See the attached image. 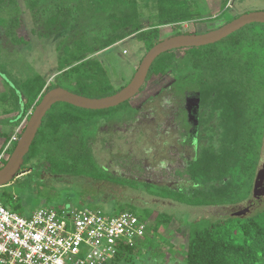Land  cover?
<instances>
[{
    "label": "trees",
    "instance_id": "1",
    "mask_svg": "<svg viewBox=\"0 0 264 264\" xmlns=\"http://www.w3.org/2000/svg\"><path fill=\"white\" fill-rule=\"evenodd\" d=\"M139 1L149 11L147 29L140 22L144 14ZM199 1L27 0L28 9L37 16V24L43 23L41 36L60 39L58 70L65 71L49 84L37 74L15 84L11 92L17 105L20 101V111L1 121L2 124L13 128L20 126L43 94L55 88L90 99L115 94L121 88L115 90L103 65L97 59H89L88 55L130 36L148 51L160 41L161 27H171L175 36L188 34L181 31L184 24L212 23L220 18L222 13L204 19L196 11ZM216 1L218 11L227 10L229 0ZM16 5V0H0V49L7 44L15 47L22 43V37L16 32L23 27L21 20L15 17L19 12ZM2 37L7 39L6 43ZM169 76L167 86L173 90L174 97L182 101L186 93H193L198 99L195 148L185 169L189 192L140 185L155 198L191 207L235 206L243 202L250 193L257 165V162H250L249 157L257 152L264 131V25L245 26L215 44L159 55L139 94L152 77ZM0 77L4 79V74L0 73ZM168 88L164 87L148 101L162 98ZM6 99L7 95H2L0 114L3 115L15 112L7 110ZM132 99L115 108L97 111L56 103L42 119L23 164L35 167L36 162L38 165L43 161L51 181L70 177L135 190L134 181L107 173L93 153L103 126L122 124L136 116L141 106H131ZM11 133L2 136L4 142L0 149L5 147ZM3 200L0 195L2 204ZM9 205H12L11 211L20 213L12 197ZM128 211L134 213L135 210L131 206ZM141 213L143 215L137 217L146 221L150 211ZM169 218L158 215L153 231L166 224ZM202 223L189 225L184 264H264V207L245 218L226 216ZM133 248H120L114 259L123 260Z\"/></svg>",
    "mask_w": 264,
    "mask_h": 264
},
{
    "label": "rangeland",
    "instance_id": "2",
    "mask_svg": "<svg viewBox=\"0 0 264 264\" xmlns=\"http://www.w3.org/2000/svg\"><path fill=\"white\" fill-rule=\"evenodd\" d=\"M24 1L16 0L17 8L23 7ZM139 5L144 14L141 20L149 23V11L141 1ZM196 7V11L200 12L204 19L222 14L212 23L184 24L181 28L182 32L204 33L244 13L264 11V0H230L227 10L221 12L218 11L219 3L216 0H201ZM21 14L19 8L15 17L21 20L20 23L23 22ZM26 30L28 32V27ZM24 31L23 27L20 28L17 36L22 37L23 40L25 37H31ZM1 33H3L2 30ZM174 34L175 31L172 28L163 27L159 40ZM1 40L7 39L2 37ZM33 45L32 42L27 47L16 45L11 51L6 48L0 49V73L4 74L3 80L6 79L4 82L0 80V110L2 95H7V110L20 111V101L17 105L16 98L8 87L12 88L15 84H20L38 71L56 72L57 68L55 69L54 65L59 59L57 61L53 56L50 57L52 65L49 68L36 67L37 53L33 54V58L29 53ZM46 52L49 53V51ZM144 54L143 45L134 39L118 43L109 53L96 59L103 65L113 88L118 90L130 81ZM37 75L46 80L47 84L52 83L59 76L58 73H37ZM170 78L171 76L152 77L142 92L130 101L131 106H141L136 116L122 124L103 126L99 132L98 142L93 146V153L100 167L110 175L134 181L137 185L135 190L70 177L51 181L47 174L43 176L44 184L43 179L37 176L35 169L32 170V174L24 176L29 173L28 166H24L17 172L11 183L0 189V195L4 199L3 205L10 210L12 205H9V201L12 197L13 203L19 206L21 216H29L42 207L97 208L106 214H116L121 211L129 212L128 210H131L133 206L135 211L132 214L138 217L143 215L141 213L143 210H149L150 214L145 221L147 230L144 239L134 246L123 260L113 259L108 264H184L189 225L197 222L207 224L219 218L223 219L231 213L221 208L191 207L155 198L140 185L152 184L172 190L184 189L185 193L189 192V178L185 174V169L187 162L191 159L193 147L191 141H188L190 128H186L187 116L184 115L183 109L188 103L187 100L194 101L196 96L193 93H186V100L182 101L179 97H174L173 90L167 86ZM164 87L168 88L165 89L166 95L158 100L148 101L149 97L157 95ZM4 117L5 115L0 114V137L13 133L17 128L2 124ZM12 117L14 114L7 119ZM2 143L3 139L0 138V147ZM2 150L0 149V153ZM249 158L250 162H257L260 158L259 165L264 163V131L257 152ZM38 165L44 174L46 163L40 161ZM263 207L264 202L250 215ZM160 214L170 218L166 224H161L154 232V220Z\"/></svg>",
    "mask_w": 264,
    "mask_h": 264
},
{
    "label": "built area",
    "instance_id": "3",
    "mask_svg": "<svg viewBox=\"0 0 264 264\" xmlns=\"http://www.w3.org/2000/svg\"><path fill=\"white\" fill-rule=\"evenodd\" d=\"M18 126L0 153L18 140ZM147 222L131 212L38 208L29 216L0 201V264H108L122 247L144 239Z\"/></svg>",
    "mask_w": 264,
    "mask_h": 264
},
{
    "label": "water",
    "instance_id": "4",
    "mask_svg": "<svg viewBox=\"0 0 264 264\" xmlns=\"http://www.w3.org/2000/svg\"><path fill=\"white\" fill-rule=\"evenodd\" d=\"M251 24L264 25V11L244 13L230 22L204 33L173 35L160 40L144 54L130 81L111 96L90 99L76 95L62 88H55L47 91L33 108L12 153L4 166L0 169V186L7 184L17 174L23 162V158L28 153L36 136L42 119L48 110L56 103H65L76 108L93 111L115 108L139 94L152 63L159 55L182 48H197L215 44ZM259 178L260 176L257 174L252 190L254 197L257 194V188L261 186ZM241 214H244V211L241 212Z\"/></svg>",
    "mask_w": 264,
    "mask_h": 264
},
{
    "label": "flooded vegetation",
    "instance_id": "5",
    "mask_svg": "<svg viewBox=\"0 0 264 264\" xmlns=\"http://www.w3.org/2000/svg\"><path fill=\"white\" fill-rule=\"evenodd\" d=\"M229 2H230V0H229ZM229 2H228V4H229ZM228 4H227V6H228ZM227 6H226V9H227ZM238 17V16H237ZM237 17H235V18H237ZM234 18V19H235ZM233 20V19H232ZM17 33H18V31H16ZM206 32V31H205ZM27 34V33H26ZM25 34V35H26ZM190 34H198V33H190ZM17 35H19V33L17 34ZM20 36H22V35H20ZM23 37H25V36H23ZM21 40H23V38H20ZM147 51H145V53H146ZM138 67V66H137ZM137 69V68H136ZM64 72V71H63ZM63 72H60V73H58L59 75H61V73H63ZM2 78L0 77V80H1ZM26 79H28V78H26ZM2 81L4 82V80L2 79ZM127 84V83H126ZM125 84V85H126ZM124 85V86H125ZM123 86V87H124ZM123 87H121V89L123 88ZM11 91H12V89H11V87H8ZM186 96V95H185ZM184 96V97H185ZM21 99H22V101H24V98H22L21 97ZM183 99H185L186 100V97L185 98H183ZM188 102V103H187ZM187 105H186V107L183 109V113H184V115L185 116H187V119H186V122H185V125H186V128H190L189 129V138H188V141H191V146L193 147V150H194V148H195V146H194V139L196 138V136H197V124H198V106H197V102H198V99H197V97H195V99H194V101L192 100V101H190V99L189 100H187ZM15 114V113H17L18 114V112L17 111H15V112H11L10 114H7V116H10L11 114ZM30 114H31V111H29L28 113H27V115L23 118V120H22V122H21V124L20 125H22V129H21V131L24 129V124L26 123V121L28 120V118H27V116H30ZM5 117H6V115H5ZM5 119H7V118H4L3 120H5ZM6 126H10V125H6ZM22 132H20V134H21ZM20 134L18 135V138H19V136H20ZM1 139H3V142H4V138L3 137H0ZM17 142V141H16ZM15 142V143H16ZM3 144V143H2ZM13 145V144H12ZM12 145H10V147L6 150V152H5V156H4V159H3V161L1 162V166H0V169L4 166V164H5V162L7 161V159H8V157L10 156V154L12 153H10V154H8V150L12 147ZM193 154V153H192ZM191 158H192V155H191ZM259 160H260V158H259ZM259 160L257 161V166H256V169H255V173H254V176H253V183H252V187H251V190H250V193H249V195L247 196V198L243 201V202H241V203H239V204H237V205H235V206H216L215 208H221L222 210H227V211H230V213L231 214H229V215H227V216H231V217H238V218H245V217H248L249 215H250V213H252V211L254 210V209H256V208H258V207H261V204H262V202H264V163H262V164H260L259 165ZM190 161V160H189ZM43 162V161H42ZM188 163V162H187ZM35 165V167L34 166H31L29 163H26V164H23V162H22V164H21V166H20V168H19V170H18V172L20 171V169L22 168V167H24V166H28V169H29V173L28 174H25L24 176H26V175H30V174H32V170H34L35 169V171H37L38 172V177L39 178H42V179H44V175L45 174H47V176H48V179H50V175H49V173H47V170H46V172L43 174L41 171H40V166L39 165H37V162H36V164H34ZM106 171V170H105ZM107 172V171H106ZM108 173V172H107ZM257 174H259V176H260V178H259V182H260V187H258L257 188V194L255 195V197L253 196V193H252V190H253V186H254V181H255V178H256V175ZM16 176V175H15ZM14 176V177H15ZM13 177V178H14ZM11 181L12 180H10L9 182L11 183ZM8 182V183H9ZM8 183L7 184H5V185H2V186H0V189L1 188H4V187H6L7 185H8ZM243 203H244V205H243ZM42 208H45V207H42ZM49 208H53V207H49ZM62 208H68V207H62ZM62 208H57V209H62ZM212 208H214V207H212ZM54 209V208H53ZM247 209V210H246ZM260 209V208H259ZM244 211V214H241V212H243Z\"/></svg>",
    "mask_w": 264,
    "mask_h": 264
},
{
    "label": "crops",
    "instance_id": "6",
    "mask_svg": "<svg viewBox=\"0 0 264 264\" xmlns=\"http://www.w3.org/2000/svg\"><path fill=\"white\" fill-rule=\"evenodd\" d=\"M26 2H27V0L24 1L25 5L23 7H21V6L19 7L20 8V13H22L21 14V18H22V21H23V22H21V24L23 26V29H25L24 32L25 33H29L31 35V37H29V38L25 37L24 40H22V43L20 45H17V47H24V46L27 47L32 42L34 45L32 47V50L29 53L32 54V56H31L32 58L34 57L33 54L35 55L37 53V64H36V67L49 68L52 65V63L50 62L51 61L50 57L53 56L54 59H56L57 61L61 57V51L58 50V47H57L58 46V42L60 41V39L57 38V37L45 38V37L41 36L42 33H43L42 32V27H41L43 25V23L42 24L41 23L37 24V16L35 17L34 14L31 13V11L28 9V6H27ZM140 22H141V24H142L144 29L148 28L147 27L148 23H146L143 20H140ZM26 27H28V32L26 30ZM166 27H169V26H166ZM162 28L163 27H161V29ZM161 29H160V32H161ZM63 39L64 38H62V40ZM134 39L135 38L133 36L125 38V39L117 42L116 44L110 46L109 48H107L105 50H102V51L97 52V53L92 54V55H88V58L89 59H96L98 57L104 56L107 53H109L113 48H115L118 43H120L122 41H125V40H134ZM5 48L7 50L11 51V49L14 48V47H12L9 44H7ZM5 48H2V50L5 49ZM44 48H46V51H49V53H47L45 51L42 54ZM46 57H48V58L45 61ZM54 68L55 69L57 68L56 72H52L53 70H49V71H38L37 73L38 74H40V73L57 74V73L65 71V69L58 70V63L54 65ZM37 73H35V74H37ZM16 115H17V113L14 114V116H16ZM4 118H8V116L6 115V117H4ZM209 208H211V207H209Z\"/></svg>",
    "mask_w": 264,
    "mask_h": 264
}]
</instances>
